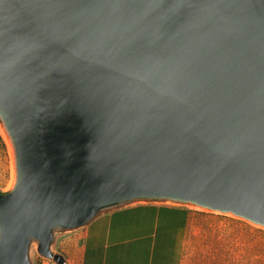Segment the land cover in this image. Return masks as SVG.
Wrapping results in <instances>:
<instances>
[{
    "label": "water",
    "instance_id": "water-1",
    "mask_svg": "<svg viewBox=\"0 0 264 264\" xmlns=\"http://www.w3.org/2000/svg\"><path fill=\"white\" fill-rule=\"evenodd\" d=\"M0 125V264L137 203L264 228V0H0Z\"/></svg>",
    "mask_w": 264,
    "mask_h": 264
},
{
    "label": "rangeland",
    "instance_id": "rangeland-1",
    "mask_svg": "<svg viewBox=\"0 0 264 264\" xmlns=\"http://www.w3.org/2000/svg\"><path fill=\"white\" fill-rule=\"evenodd\" d=\"M12 182L11 149L0 125V193L8 192ZM160 205L181 208L187 215L178 264H264V228L230 214ZM81 247V229L54 235L52 251L61 255L65 264H78ZM29 260L31 264H55L37 253L36 244L31 246Z\"/></svg>",
    "mask_w": 264,
    "mask_h": 264
},
{
    "label": "crops",
    "instance_id": "crops-1",
    "mask_svg": "<svg viewBox=\"0 0 264 264\" xmlns=\"http://www.w3.org/2000/svg\"><path fill=\"white\" fill-rule=\"evenodd\" d=\"M185 210L137 203L100 213L81 228L78 264H178Z\"/></svg>",
    "mask_w": 264,
    "mask_h": 264
},
{
    "label": "trees",
    "instance_id": "trees-1",
    "mask_svg": "<svg viewBox=\"0 0 264 264\" xmlns=\"http://www.w3.org/2000/svg\"><path fill=\"white\" fill-rule=\"evenodd\" d=\"M0 195H1V193H0Z\"/></svg>",
    "mask_w": 264,
    "mask_h": 264
}]
</instances>
